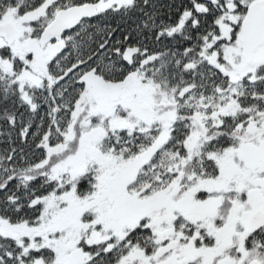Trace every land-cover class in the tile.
<instances>
[{
	"label": "snow or ice",
	"instance_id": "1",
	"mask_svg": "<svg viewBox=\"0 0 264 264\" xmlns=\"http://www.w3.org/2000/svg\"><path fill=\"white\" fill-rule=\"evenodd\" d=\"M0 264H264V0H0Z\"/></svg>",
	"mask_w": 264,
	"mask_h": 264
}]
</instances>
